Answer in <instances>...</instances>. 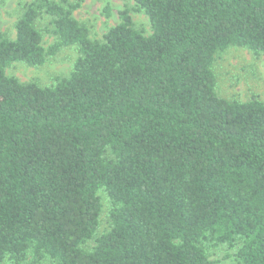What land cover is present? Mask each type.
I'll use <instances>...</instances> for the list:
<instances>
[{
    "label": "trees",
    "instance_id": "1",
    "mask_svg": "<svg viewBox=\"0 0 264 264\" xmlns=\"http://www.w3.org/2000/svg\"><path fill=\"white\" fill-rule=\"evenodd\" d=\"M135 2L150 35L126 9L92 40L69 0L0 28V264H264V101L221 97L214 71L231 46L264 54V0ZM72 45L51 85L6 73Z\"/></svg>",
    "mask_w": 264,
    "mask_h": 264
},
{
    "label": "rangeland",
    "instance_id": "2",
    "mask_svg": "<svg viewBox=\"0 0 264 264\" xmlns=\"http://www.w3.org/2000/svg\"><path fill=\"white\" fill-rule=\"evenodd\" d=\"M34 0H0V28L9 37H16V22L25 7ZM60 1V0H58ZM79 7L74 10V16L89 27L92 40H104V35L111 27L121 22V12L128 9L135 27L145 35L152 33L149 16L140 9L135 0H69ZM38 27L43 30V45L49 48L57 36L47 31L51 29L50 18L41 17ZM79 56L77 45L63 47L53 56H48L42 65H31L24 61L13 62L7 67L8 76L16 77L20 82H36L41 86L53 84L57 78L68 76L74 68ZM214 71L217 76V92L229 100L248 101L259 98L264 101V54H256L246 47L231 46L217 54ZM103 203L100 231L109 226L107 214L111 203L106 193L100 192ZM227 250L220 248L211 252L215 264H231ZM2 264H10L3 262ZM42 264H53L51 259H45Z\"/></svg>",
    "mask_w": 264,
    "mask_h": 264
}]
</instances>
